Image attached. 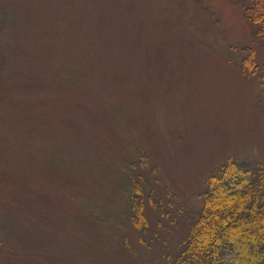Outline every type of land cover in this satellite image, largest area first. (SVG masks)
<instances>
[{
	"label": "rangeland",
	"instance_id": "obj_1",
	"mask_svg": "<svg viewBox=\"0 0 264 264\" xmlns=\"http://www.w3.org/2000/svg\"><path fill=\"white\" fill-rule=\"evenodd\" d=\"M253 5L0 0V264H169L212 175L264 176Z\"/></svg>",
	"mask_w": 264,
	"mask_h": 264
},
{
	"label": "trees",
	"instance_id": "obj_2",
	"mask_svg": "<svg viewBox=\"0 0 264 264\" xmlns=\"http://www.w3.org/2000/svg\"><path fill=\"white\" fill-rule=\"evenodd\" d=\"M254 1L247 14L264 37V2ZM263 186L254 162L231 161L212 175L203 212L169 264H264Z\"/></svg>",
	"mask_w": 264,
	"mask_h": 264
}]
</instances>
